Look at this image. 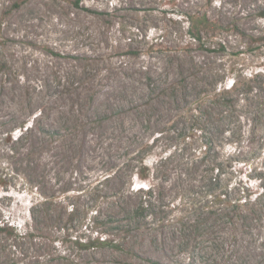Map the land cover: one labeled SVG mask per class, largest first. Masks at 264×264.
Returning <instances> with one entry per match:
<instances>
[{
	"label": "rangeland",
	"instance_id": "1",
	"mask_svg": "<svg viewBox=\"0 0 264 264\" xmlns=\"http://www.w3.org/2000/svg\"><path fill=\"white\" fill-rule=\"evenodd\" d=\"M262 12L0 0V264H264Z\"/></svg>",
	"mask_w": 264,
	"mask_h": 264
},
{
	"label": "trees",
	"instance_id": "2",
	"mask_svg": "<svg viewBox=\"0 0 264 264\" xmlns=\"http://www.w3.org/2000/svg\"><path fill=\"white\" fill-rule=\"evenodd\" d=\"M262 14L264 15V12H262ZM186 21L188 23V34L190 37L196 39V40H200L201 35L203 33H207L208 30H212L213 28H215V24L214 22L207 16L206 13H193V14H188L186 16ZM207 151H209V147H206ZM214 170H218L217 167L212 166L211 171L214 172ZM208 188L211 196H216L218 198H221L223 201L225 200V194L222 192V194L218 193V191L220 190V187L218 185V182L216 180H214L213 178H209V182L207 183ZM209 194V195H210ZM49 198L45 197L42 200L46 203L48 201ZM251 205H253L254 210H264V190L258 194H255V197H253L252 199ZM232 206H237V205H232ZM69 219L72 220L74 217L77 216L78 213V208L76 206H70L69 207ZM237 209L239 210V208L237 207ZM242 210V209H241ZM243 211V210H242ZM0 230H4L6 232H8L9 234H12V228L10 226L7 225H2L0 226Z\"/></svg>",
	"mask_w": 264,
	"mask_h": 264
}]
</instances>
